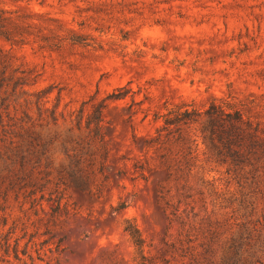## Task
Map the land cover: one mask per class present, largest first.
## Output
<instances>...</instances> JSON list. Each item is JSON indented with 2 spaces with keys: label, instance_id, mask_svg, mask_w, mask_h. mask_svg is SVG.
Masks as SVG:
<instances>
[{
  "label": "rangeland",
  "instance_id": "374dc122",
  "mask_svg": "<svg viewBox=\"0 0 264 264\" xmlns=\"http://www.w3.org/2000/svg\"><path fill=\"white\" fill-rule=\"evenodd\" d=\"M0 13L15 37L0 38V51L18 74L26 71L28 91L52 85L51 102L61 92L62 105L78 107L117 87L132 89L104 113L116 168L124 165L122 155L131 157L129 168L142 158L133 135L153 134L154 114L167 102L205 107L230 98L264 125V0H0ZM72 33L90 35L103 47L41 45V37L58 41ZM199 151L194 185L199 188L203 176L223 183V169L208 159L204 145ZM156 180L124 178L102 196L70 188L57 213L53 202L4 204L0 196V264H191L179 251V222L169 221L156 202ZM120 200L128 207L115 211ZM187 212L181 219L196 226L200 241L207 215L198 206L196 218L191 208ZM127 219L140 229L142 249L124 230Z\"/></svg>",
  "mask_w": 264,
  "mask_h": 264
},
{
  "label": "trees",
  "instance_id": "16d2710c",
  "mask_svg": "<svg viewBox=\"0 0 264 264\" xmlns=\"http://www.w3.org/2000/svg\"><path fill=\"white\" fill-rule=\"evenodd\" d=\"M6 25L0 13V38L12 41L15 37ZM126 39L123 35L120 41ZM40 40L42 46L54 49L66 41L103 47L102 41L80 33L58 41ZM0 66V196L4 204L10 199L33 206L53 202V213H57L70 188L102 196L113 185L120 186L121 179L149 181L150 175H156V202L169 221L179 222V251L189 256L191 264H264V125L230 98L214 99L205 107L193 102L165 103L154 114L158 122L154 133L141 138L133 135L142 158L129 168L131 157L122 155L124 165L116 168L110 163L111 134L104 113L112 103L132 95V89L120 86L99 100L91 98L69 107L62 105L61 92L51 102L52 85L28 91V74L24 70L18 74L2 51ZM201 145L208 159L223 169V183L203 176L198 179L200 187L194 185ZM182 206L186 208L181 211ZM197 206L207 215L202 219L207 226L201 229L200 241L196 226L181 219L187 207L195 218L199 216ZM127 207L120 200L113 208ZM124 230L142 249L144 238L138 226L127 219Z\"/></svg>",
  "mask_w": 264,
  "mask_h": 264
}]
</instances>
